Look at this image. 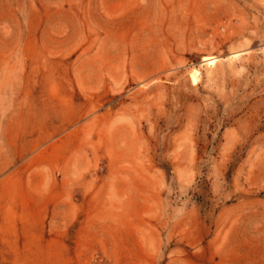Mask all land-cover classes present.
<instances>
[{
	"label": "rangeland",
	"instance_id": "374dc122",
	"mask_svg": "<svg viewBox=\"0 0 264 264\" xmlns=\"http://www.w3.org/2000/svg\"><path fill=\"white\" fill-rule=\"evenodd\" d=\"M0 264H264V0H0Z\"/></svg>",
	"mask_w": 264,
	"mask_h": 264
}]
</instances>
